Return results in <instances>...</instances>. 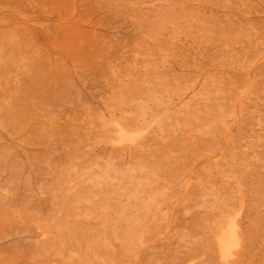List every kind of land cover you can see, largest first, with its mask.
Masks as SVG:
<instances>
[{
  "label": "rangeland",
  "instance_id": "374dc122",
  "mask_svg": "<svg viewBox=\"0 0 264 264\" xmlns=\"http://www.w3.org/2000/svg\"><path fill=\"white\" fill-rule=\"evenodd\" d=\"M0 55V264H264V0H0Z\"/></svg>",
  "mask_w": 264,
  "mask_h": 264
},
{
  "label": "bare ground",
  "instance_id": "6f19581e",
  "mask_svg": "<svg viewBox=\"0 0 264 264\" xmlns=\"http://www.w3.org/2000/svg\"><path fill=\"white\" fill-rule=\"evenodd\" d=\"M9 10V9H8ZM0 56H2V55H0ZM228 67V66H227ZM242 71V70H241ZM248 71V70H247ZM264 80V79H263ZM218 84V83H217ZM247 86V85H246ZM246 88V87H245ZM216 90V89H215ZM216 92V91H215ZM243 98V97H242ZM6 101V100H5ZM7 102V101H6ZM162 102V101H161ZM157 104V103H156ZM227 106V105H226ZM235 107V106H234ZM219 108H221V107H219ZM227 109V108H226ZM235 113V112H234ZM214 117V116H213ZM223 121V120H222ZM224 122V121H223ZM213 123V122H212ZM0 125H2L1 124V122H0ZM7 127V126H6ZM208 127V126H207ZM230 128V127H229ZM142 132H143V130H141ZM201 131V130H200ZM118 132H119V139L120 140H133V139H135L134 137L135 136H140L141 134H142V132H141V134L140 133H133V134H129L128 133V131L127 130H125V129H123V128H119V130H118ZM139 132V131H138ZM140 134V135H139ZM261 139V138H260ZM210 153V152H209ZM214 155V154H213ZM220 155V154H219ZM216 157V156H215ZM214 157V158H215ZM213 158V159H214ZM215 160V159H214ZM217 160V159H216ZM128 164V163H127ZM139 164V163H138ZM132 166H133V164H132ZM138 166V165H137ZM128 167V166H127ZM139 167V166H138ZM216 167V166H215ZM220 167V166H219ZM147 168V167H146ZM131 170H134V169H131ZM136 172V171H135ZM127 173V172H126ZM133 175V174H132ZM127 176V175H126ZM225 176V175H224ZM227 176V175H226ZM131 177V176H130ZM138 177V176H137ZM136 177V178H137ZM143 177V176H142ZM128 178H129V175H128ZM139 178V177H138ZM144 178V177H143ZM139 179H141V178H139ZM138 179V180H139ZM229 179H231V178H229ZM146 181V180H145ZM132 182V181H131ZM139 182V181H138ZM142 185V184H141ZM145 185V184H144ZM140 186V185H139ZM213 188V187H212ZM155 194V193H154ZM153 194V195H154ZM203 196V195H202ZM237 198V197H236ZM148 200V199H147ZM151 200V199H150ZM155 200H156V198H155ZM241 200V199H240ZM214 201V200H213ZM243 201V200H242ZM206 202V201H205ZM225 203V202H224ZM203 204V203H202ZM243 205V204H242ZM152 206V205H151ZM227 207V206H226ZM229 207V206H228ZM241 208H242V206H241ZM233 209V208H232ZM229 210V209H228ZM187 211H188V209H187ZM224 211V210H223ZM223 211H222V215H220L221 216V218H222V216H223V218H224V215H223ZM233 211H237V209L235 210H233ZM239 211V210H238ZM241 211V210H240ZM164 212V211H163ZM241 213V212H240ZM224 214H225V212H224ZM230 213H228V214H226V216L227 215H229ZM232 215H230V217H229V219L227 220V222H226V226H224V228H223V225L222 226H218L220 229H219V232H216V233H218L217 235V237H216V241H217V245H218V247L220 248V251L219 252H221V255H222V257H225V259L227 258V257H229L228 255V253L229 252H227V251H230V249L231 248H235V246L237 247V245L239 244V235H241V234H239V224H238V222H237V217H238V213L236 212V213H231ZM165 216V215H164ZM226 216H225V218H226ZM217 218V217H216ZM221 221V220H220ZM219 221V222H220ZM218 222V223H219ZM224 222V221H223ZM224 224V223H223ZM220 225V224H219ZM225 225V224H224ZM203 228V227H202ZM222 228V229H221ZM214 234V233H213ZM214 237H215V235H214ZM233 248V249H234ZM233 249H231V251L233 250ZM241 249V248H240ZM230 251V252H231ZM235 252V251H234ZM228 254V255H227ZM234 254V253H233ZM226 255H227V257H226ZM230 255H232L231 253H230ZM262 260H264V259H262ZM190 261V260H189Z\"/></svg>",
  "mask_w": 264,
  "mask_h": 264
}]
</instances>
